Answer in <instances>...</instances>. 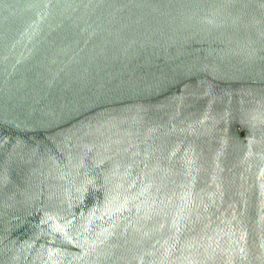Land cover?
Returning <instances> with one entry per match:
<instances>
[{"label": "water", "instance_id": "1", "mask_svg": "<svg viewBox=\"0 0 264 264\" xmlns=\"http://www.w3.org/2000/svg\"><path fill=\"white\" fill-rule=\"evenodd\" d=\"M0 264H264V0H0Z\"/></svg>", "mask_w": 264, "mask_h": 264}]
</instances>
